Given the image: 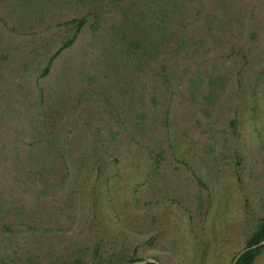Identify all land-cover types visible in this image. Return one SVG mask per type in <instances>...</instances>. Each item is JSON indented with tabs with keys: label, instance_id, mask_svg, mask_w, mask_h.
<instances>
[{
	"label": "rangeland",
	"instance_id": "374dc122",
	"mask_svg": "<svg viewBox=\"0 0 264 264\" xmlns=\"http://www.w3.org/2000/svg\"><path fill=\"white\" fill-rule=\"evenodd\" d=\"M263 218L264 0H0V264H233Z\"/></svg>",
	"mask_w": 264,
	"mask_h": 264
},
{
	"label": "trees",
	"instance_id": "16d2710c",
	"mask_svg": "<svg viewBox=\"0 0 264 264\" xmlns=\"http://www.w3.org/2000/svg\"><path fill=\"white\" fill-rule=\"evenodd\" d=\"M86 22V18H73L70 21L66 22V24H76L77 29L79 30ZM75 36L63 44V46L54 53L51 58L48 61L47 66L44 68L43 75H46L52 65V62L54 59L67 47L71 46L74 42ZM264 241V218L258 223L256 229L253 231V233L250 235L249 239L247 240L245 248L241 251L242 254L240 255L239 259L237 260L236 264H254L257 260L258 256L262 253L264 250V244L260 245L261 242ZM240 252V253H241ZM239 253V254H240ZM142 257H128L122 259H117L115 261H109L110 264H137V262L142 261ZM81 262L78 259L73 260L69 264H76ZM66 264V263H65ZM68 264V263H67ZM146 264H157L156 262H148ZM204 264V262H202Z\"/></svg>",
	"mask_w": 264,
	"mask_h": 264
},
{
	"label": "water",
	"instance_id": "95a60500",
	"mask_svg": "<svg viewBox=\"0 0 264 264\" xmlns=\"http://www.w3.org/2000/svg\"><path fill=\"white\" fill-rule=\"evenodd\" d=\"M264 244V241L260 243V245ZM242 254V252L236 257L235 261L233 264H236L237 260L239 259L240 255Z\"/></svg>",
	"mask_w": 264,
	"mask_h": 264
}]
</instances>
